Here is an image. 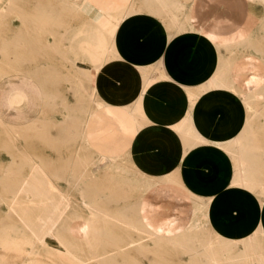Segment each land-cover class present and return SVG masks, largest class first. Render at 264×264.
<instances>
[{"label": "crops", "instance_id": "0c3cea01", "mask_svg": "<svg viewBox=\"0 0 264 264\" xmlns=\"http://www.w3.org/2000/svg\"><path fill=\"white\" fill-rule=\"evenodd\" d=\"M88 3L97 11V18L109 17L119 22L112 46L97 48L94 69L98 102L86 117L82 130L85 149H94L93 153L108 163L118 160L141 181L175 177L184 187L185 195L192 199L187 208L197 207L193 201H207L229 193L240 199L243 206L241 209L235 206L234 223L222 222L215 228L245 236L241 231L253 227V233L259 221L264 232V198L261 206L258 202L262 198L229 187L234 186L231 181L235 176L234 156L229 149L239 137L246 134L250 139L251 132L255 135L253 129H248L249 118H264V0H88ZM253 3L262 7L261 12L252 9ZM33 36H37L35 31ZM50 52L54 54V64L62 62L55 47L33 46L28 51L32 61L0 78V144L5 149L1 152V163L16 179L24 171L25 151L37 166L48 160L59 168L65 164L63 158H52L42 149L36 142L38 136H32L28 142L19 134L42 118L47 89L70 99L57 83L64 77L71 82L69 91L73 100L80 96L82 109L83 97L88 98L86 76L70 63L64 60L60 63L68 68L64 73L60 70L62 66H53L51 62L40 66L39 55ZM23 53L21 49L16 52ZM253 54L262 58L259 67L253 65ZM152 90L156 94L151 95ZM84 105L87 106L85 101ZM248 106L253 112L250 117ZM49 119L61 120L62 116L50 114ZM8 131L13 134L11 139ZM57 134L53 129L50 136ZM5 154L8 162H4ZM83 156L86 161L89 153ZM215 168L220 170V178L215 176ZM61 180L58 184L63 186ZM146 192H155L157 197L168 195L166 191L162 195L161 190ZM205 222L195 228L203 233L201 244L211 241V236L202 232L209 229ZM236 223L241 226L235 227ZM165 226L166 223H160L161 228ZM162 244L169 242L162 240ZM224 264H229L228 258Z\"/></svg>", "mask_w": 264, "mask_h": 264}, {"label": "rangeland", "instance_id": "374dc122", "mask_svg": "<svg viewBox=\"0 0 264 264\" xmlns=\"http://www.w3.org/2000/svg\"><path fill=\"white\" fill-rule=\"evenodd\" d=\"M7 2L8 0H0V7L5 8ZM88 4V0H71V3L66 0H14V5L11 10H5V12L0 11V78L8 71L18 70L20 68H18V66L22 67L23 63L32 61L30 60L32 58L31 54H28V51L32 49L33 46L45 48L58 46L60 51H58V48L56 51L59 53L62 52L58 55L62 58V62L64 60L67 63H70L74 69L76 68L78 71H81V75L86 76L89 84L88 98L83 97L82 109L80 96L73 100L74 96L71 95L69 91L71 82L66 81L64 77H62V80L58 82L56 81L58 86L61 87L63 91H66V94L70 97V99L60 97L54 90L49 91V89H47L46 98H48V100L46 101L42 118L38 120L39 122L37 121L36 123L25 127L23 130L24 134L19 133L20 136L24 135L25 141L28 142L32 140V136H38V140H36V142L43 147L42 149H44L45 152H47V154L52 158L57 160H59V157L63 158L62 160L65 164L61 167L62 169L56 164L51 163L49 160L40 165V167L44 169L45 174L52 177L50 180L52 191H50V189L49 193L45 195L39 191L35 193L28 192L24 194L23 199L21 200L22 193L17 190H12L13 194L8 197L5 195V186L0 182V195H2L0 196V264H202L201 262L204 260L203 256L189 253L184 246L172 244L175 243V240L170 243L171 240L169 241L167 237H164L165 239L152 237L148 231L139 226L140 220L142 221L143 219H145V222L150 225L164 223L167 217H179L182 214V209H186V206L192 205V199L185 195L183 192L184 187L175 177L171 176L168 179L162 178L146 180L151 183L152 187H159L158 190L163 191L162 195H165L164 191L168 194L163 197L159 194L157 197L155 192L149 193L141 188L138 189L135 184H124L119 187L118 183L120 182L116 179H112V176H110L109 173L103 172L96 175L92 170V164L90 165L91 167L89 168L88 166L89 169H87L88 162H91V160L97 156L93 153L94 149H85V140L82 134L86 117L92 111V107L98 102V97L95 93V84L93 83L95 80L92 79L91 75H96L94 68L97 66V48L106 45L112 46L116 26L119 22V19L112 21L109 17L97 18V11L91 9ZM251 7L252 9H256L260 12L262 10V7L257 6L255 3L251 4ZM187 9L185 12L188 11ZM21 15L25 17L26 24H24ZM182 15L183 14H179V17ZM41 17L43 20H40ZM45 17L47 20L44 19ZM237 18H240L238 12ZM45 20L46 22H44ZM34 31L37 36H33ZM38 33H40V35H38ZM50 33H52V35ZM54 34H56V37L52 40V36H55ZM83 34H85V36L87 35L85 39ZM94 34H96V37ZM65 35L68 38H65ZM93 36L94 39H96L95 41ZM82 37L83 39H81ZM21 38H23L26 42L29 40L30 42H28L29 44L31 43V45H28L27 43L23 46L18 45V43H11V40L14 42L15 39L19 41ZM80 40L82 42L87 40L89 47L91 45V47L95 48H90L96 55L95 56L93 54V57L95 58L93 59L94 61H92V57L90 58L86 54ZM127 40L129 41V39ZM93 42L95 43L93 44ZM54 44L55 46H53ZM19 49L24 52L22 55L16 54ZM45 51H47V49ZM58 56L57 61H60V57ZM53 57L54 54H52V52H50V54H44L43 56L39 55L38 62L41 67L49 65L48 62H51L53 66H62L60 64L62 62H56V64H54L55 62ZM20 58H24L25 60ZM49 58L51 60H49ZM262 64V58H260L257 54H253V65L259 67ZM88 66H90V68H87ZM60 70L64 73L67 72L68 68L62 66ZM155 70L156 69H153V72H155ZM161 89L165 90L162 87ZM149 93L151 95L156 94L155 90H152ZM63 101L66 106L69 103L71 107L68 108L64 106ZM84 101L87 103V106L84 105ZM75 102L78 103V105H76ZM186 104V101L182 102V105L185 106ZM78 108L80 109L78 110ZM248 109L250 117L251 114L253 115V112L250 110L249 106ZM70 110L72 111L70 112ZM65 112H67V116L72 115L71 117L76 119L75 121L73 120L74 122L72 128L66 126V129L63 128L57 130L47 124V121L49 120L62 122L64 118H67V116H65ZM50 114L53 117H55V115L62 116V119H49ZM43 118L46 119L45 122L43 121ZM1 124L2 123L0 121V126ZM248 125V129H253L255 131V135L260 138V143L262 145L257 143V138L252 132L250 133L252 136L250 139L245 134L243 137L245 138L243 141L244 145H247L248 149L251 145L249 151H247V149L246 152L252 157H246L247 159H244L246 162L247 160L249 161L247 163H251L249 166L246 165L247 169H250L248 176L245 177L246 179L248 177V181L244 179V182H240V179L238 180L234 176V179H236L234 183V179L232 181L234 186L229 187L247 191L252 195H256V199L262 198V200L258 202V204L262 206L264 198V118H249ZM53 129H56L58 134L50 136L51 130ZM8 135L9 139L13 137V134L9 131ZM19 141L22 142V140ZM82 147L84 148L83 150L81 149ZM232 149L235 150V148ZM233 150L230 149L232 154L237 152V149L235 151ZM1 152L4 153L5 149L3 150L0 144V179L2 178V173L5 168L1 163ZM85 152L89 153V157L91 155V157L86 161H84L85 156H83ZM257 153L260 154L258 155ZM6 155L7 154L4 155V162L9 161V158L6 157ZM24 157H26L25 159L28 158V160H31L29 153L26 151L24 153ZM235 158L236 157L234 156V162L236 163L237 158ZM104 160L98 162L100 166H103ZM114 161L121 164L118 160ZM120 166H122V164ZM71 167L75 169L73 171L74 173L76 172L75 174H77V176L82 173L81 177L83 178V182L86 183L87 186L89 185L88 190L90 189V196L95 200V203L99 201L97 202L96 208L92 210H97L98 214H104V217L106 216V220L108 219V221L100 220L98 218V221H96L95 219L94 226L96 228L94 229V232L102 233L104 230V237L107 239L94 237L92 236L94 235L93 233H90V236L87 235L89 237L88 239L85 238L86 236H82V238L78 236L76 237V235L80 234V232L82 234L79 227L87 224L89 210L78 204L80 200L78 192L68 188L65 179L63 178ZM232 169V173H235L236 165H234ZM205 171L211 172L209 168H205ZM215 171V176L220 178V170L215 168ZM23 173H33L36 177L41 179L43 178L42 173L30 168L25 162ZM61 174L62 176H60ZM61 178L63 180H61L60 183L63 184V186L58 184V181ZM249 178L251 179L250 182ZM237 181L239 187L235 186ZM248 182L249 184H252V187L249 184L248 185L250 187L247 186ZM242 184L245 186L243 189L241 188ZM153 190H155V188ZM228 194L229 193H224L223 196L215 199H209L207 201H193L197 204V207L193 208L196 209L193 215L198 218V223L196 222L198 226L191 229L189 228L190 231L189 229H185L184 233L191 235L198 232L200 234L201 231H198L195 228H198L199 226L202 227L201 223L207 221L204 226L209 229L202 230V232L208 233L211 236V241H209L210 244L209 242H207V244H202L206 248L202 245L201 247L209 252V257L214 255L213 257L217 258L219 264H224V262L226 263L227 258L229 260V264H240V262L241 264H251L256 259V261H259V258L263 260L264 232L260 227L259 221L257 226L254 228L253 233V227L248 229L244 228L241 231V233L245 234V236H241L235 231L220 232L215 228L216 225L222 222L231 225L236 220L234 214L236 213L237 207L235 206L237 205H235L233 200L234 197H231V195ZM150 195L153 196L150 197ZM103 200L107 203H104ZM58 203L61 204L58 205ZM208 203H213L217 206L215 212L218 211V215H210L209 217L205 216L207 215V213L204 212L206 208H200V205H207ZM6 207L8 208L3 209ZM239 208L241 209L240 206ZM58 209L60 210L58 211ZM124 211H126V213L128 212L126 214L129 216L128 220L124 219ZM215 212L211 213L214 214ZM198 215H202V217H198ZM48 216L62 218L63 220L61 221L62 224H60V228L55 231H58V235L63 233H70L71 235L75 234L74 239L71 240L76 242H73L71 245H57L56 242L47 240L48 242L45 241L44 243L39 236V231L46 223L45 219ZM224 216L227 217V219ZM23 225L26 226V228ZM66 226L67 229H63L66 228ZM240 226L241 225L238 223L235 224V227L237 228ZM105 230H107L109 234ZM55 231H53V234L56 233ZM198 233L197 237L199 235ZM251 233L253 234V242L256 246L254 248L260 251V257L250 253L249 250L252 248L251 245L249 246L251 248L247 249V252L246 249H244L248 248V243H250V239L248 237ZM202 236L203 233H201L199 239H190V237H186V239L188 238L189 240L200 242ZM205 239L207 241L209 237ZM220 239L222 244H226L227 241H229V244L232 243V246H229L228 244H220ZM162 240H167L169 244H162ZM204 241L205 240L203 238V242ZM245 242L248 243L246 244ZM57 249L60 250L58 251ZM214 249L216 251H214ZM222 249L225 250L223 251ZM64 250L68 251L65 252ZM217 250H220V252H217ZM33 251L35 253H33ZM255 256H257V258Z\"/></svg>", "mask_w": 264, "mask_h": 264}, {"label": "bare ground", "instance_id": "6f19581e", "mask_svg": "<svg viewBox=\"0 0 264 264\" xmlns=\"http://www.w3.org/2000/svg\"><path fill=\"white\" fill-rule=\"evenodd\" d=\"M66 1H68V2H70L71 3V0H66ZM160 1V0H159ZM14 5V0H8V2H7V4H6V7L5 8H1L0 7V11H4L5 12V10H11L12 9V6ZM165 7V6H164ZM163 8V7H162ZM168 8V7H167ZM165 9V12L167 11L166 10V8H164ZM170 10V9H169ZM69 11V10H68ZM71 11V10H70ZM171 12V11H170ZM166 13H168V12H166ZM45 14H46V12H45ZM169 14H171V13H169ZM173 14V13H172ZM22 16V15H21ZM174 16V15H173ZM44 19H46V17L44 18ZM174 19H176V18H174ZM22 20H23V22H24V24H26V20H25V17L24 16H22ZM40 20H43L42 19V17H41V19ZM47 20V19H46ZM46 20L44 21V22H46ZM172 21H174L173 19H172ZM175 22V21H174ZM45 24H48V23H45ZM177 24V23H176ZM90 25V24H89ZM46 26V25H45ZM94 28V27H93ZM97 28V27H96ZM98 30V29H97ZM87 33V32H86ZM85 33V34H86ZM94 33V32H93ZM24 34V33H23ZM85 34H83L84 35V39H85V37L87 36H85ZM26 35V34H25ZM96 34H94V36H95ZM64 36V35H63ZM70 36V35H69ZM94 36H93V39H94ZM67 36L65 35V38H66ZM96 37V36H95ZM64 38V37H63ZM64 38V39H65ZM68 38V37H67ZM90 38H92V37H90ZM26 39V38H25ZM81 39H83V37L81 38ZM63 40V39H62ZM90 40V39H89ZM96 39H94V41H95ZM8 41V40H7ZM29 41V40H28ZM26 42L23 38H21L19 41L18 40H16L15 39V41L13 42V40H11V43H13V44H15V43H18V45H26L27 43H28V45H31V43L29 44V42ZM81 41V40H80ZM82 42V41H81ZM92 42V41H91ZM96 42H98V41H96ZM71 43V42H70ZM77 43H78V40H77ZM80 43V42H79ZM95 42H93V44H94ZM92 44V43H91ZM27 45V46H28ZM75 45H76V42H75ZM81 45H83L82 47H84V51H86V54L91 58L92 57V61H94L93 59H95L94 57H93V50H91L90 48H94V47H91V45H90V47H89V44H88V41L87 40H85V41H83L82 42V44ZM81 45H79V46H81ZM27 46H25V47H27ZM53 46H55V44L53 45ZM78 46V45H77ZM21 47V46H20ZM51 47V46H50ZM81 47V48H82ZM96 47V46H95ZM24 48V47H23ZM55 50H57V48H58V46H55ZM59 49V48H58ZM95 49V48H94ZM58 51H60V49L58 50ZM95 52V51H94ZM60 54H61V52H60ZM95 55V54H94ZM96 56V55H95ZM88 57V58H89ZM97 57V56H96ZM89 58V59H90ZM20 59H24V58H20ZM25 60V59H24ZM27 60V59H26ZM30 60H32V59H30ZM91 60V59H90ZM86 75V74H85ZM87 76H90V75H87ZM95 76L96 75H91V77H92V79L93 80H95ZM218 77V76H217ZM213 78V77H212ZM216 81V80H215ZM214 81V82H215ZM94 84H95V81L93 82ZM211 83H212V81H211ZM210 83V84H211ZM212 86H213V84H212ZM216 87V86H215ZM214 88H212V90H213ZM43 94H44V92H42ZM264 97V96H263ZM53 99H56V98H53ZM47 100H48V98H47ZM73 102V101H72ZM72 102H70V103H72ZM76 103V102H75ZM56 104H57V102H56ZM63 104H64V101H63ZM73 105H74V103H73ZM72 105V106H73ZM56 106H58V105H56ZM64 106H66L65 104H64ZM66 107H71V105L68 103L67 104V106ZM75 108V107H74ZM73 109V108H72ZM80 108H78V110H79ZM76 110V109H75ZM72 110H70V112H71ZM72 115H68L67 116V118H64V120L62 121V122H58V121H55V120H49V121H47V124L48 125H50V126H52V128H56L57 130H59V129H63V128H67L66 126H69V127H71L72 128V125H73V122L76 120V119H73L72 117H71ZM74 120V121H73ZM39 122V121H38ZM43 122V121H42ZM41 122V123H42ZM42 124H44V123H42ZM46 124V123H45ZM77 124V123H76ZM77 126V125H76ZM244 139L245 138H243V137H239L237 140H236V142L234 143V145H233V148H235V150L237 149V152L236 153H234V154H232V155H234L236 158H237V162L235 163V165H236V172H235V178H237L238 180L240 179V182H242L244 179L245 180H247L248 179V177H247V179L245 178L246 176H248V174H249V170L247 169V167H246V165H250L251 163H247V162H249L248 160H247V162L244 160L246 157H251V156H249L248 155V153L246 152V150L248 149V146L247 145H244ZM247 139V138H246ZM231 143V142H230ZM232 144H233V142H232ZM230 147V146H229ZM250 147H251V145L249 146V149H250ZM253 148V147H252ZM252 148H251V150H252ZM231 149V148H230ZM230 149H229V151H230ZM249 149L247 150V151H249ZM254 149V148H253ZM185 150H186V148H185ZM231 150H233V149H231ZM235 150H233V151H235ZM255 151V150H254ZM263 152V151H262ZM261 152V153H262ZM255 154V153H254ZM258 154V153H257ZM256 154V155H257ZM260 154V153H259ZM258 154V155H259ZM257 155V156H258ZM253 156V155H252ZM16 157V156H15ZM90 157H91V155H90ZM89 157V158H90ZM254 157H255V155H254ZM26 157H24V159H23V161L26 163V164H28L29 165V167L30 168H32V169H35L36 171H38L39 173H42L43 174V178L41 179V178H38V177H36L33 173L32 174H25V173H23V174H19V177L17 178V179H19L18 180V182H17V179L15 178V176L13 177V175H11V171L9 170V169H7L6 167L4 168V170H3V175H2V178L0 179V182L5 186V188H6V193H5V195L6 196H8L9 197V195H12L13 193H12V190H17L18 192H21L22 193V195H21V200L23 199V196H24V194H26V193H28V192H31V193H35V192H40V193H42V194H47V193H49V190L51 189V184H50V180H51V178L52 177H49V176H47L46 174H45V171H44V169L43 168H41L39 165L37 166V165H34V163L31 161V160H28V158L27 159H25ZM235 158V159H236ZM252 158V157H251ZM247 159V158H246ZM104 159L103 158H101V157H98V156H96V157H94L92 160H91V162H88V165H87V169H89L91 166V164L93 165V167H92V170H93V172L97 175V174H99V173H105V172H107V173H109V175L110 176H112V179H116V180H118V182H120V183H118V186L119 187H121L122 185H133V184H135L136 185V188H138V189H143L144 191L146 190H153L154 188H155V190H158V188L159 187H152L151 186V183H149L148 181H146V180H148V179H143V181L144 182H142L140 179L141 178H139V177H136V175H134V174H131L130 172H129V170H127L126 168H123L122 166H120L121 164H119V163H117V162H115L114 160H111L109 163L107 162V159H105L104 160V164H103V166H100L99 165V161H103ZM255 162V161H254ZM254 164V163H253ZM88 166H89V168H88ZM105 166V167H104ZM73 167V166H72ZM70 168L69 170H68V172H67V174L63 177L64 179H65V182H66V184H67V187L68 188H70V189H73V190H75L76 192H78V195H79V197H80V200H79V205L80 206H82V207H84V208H87L88 210H89V215H88V219H87V224H85L84 226H81V227H79L80 228V230L82 231V234H81V232H80V234H78V235H76V237L78 236V237H81L82 238V236H86L85 238H89L88 236H90V233L92 234H94V235H92V236H94V237H99V238H105L104 237V233H103V231H102V233L101 232H99L98 230V232L99 233H95L94 232V229L96 228L95 226H94V220L96 219V221H98L97 220V218L98 219H100V220H104V221H108V219L106 220V216L104 217V214H98V212H97V210H92V209H94V208H96V205H97V202H99V201H97L96 203H95V200L90 196L91 194L89 193V190H88V186H87V184L86 183H84L83 182V178L81 177L82 175V173H80L79 174V176H77V174H75L74 173V171L73 170H75L74 168ZM106 168H108V169H106ZM250 168V167H249ZM31 170V169H30ZM101 170V171H100ZM251 173H253V172H251ZM144 175V174H143ZM250 177V176H249ZM251 178V177H250ZM249 178V179H250ZM253 179V178H252ZM85 180H86V178H85ZM236 181V179H234V181H233V183ZM248 181V180H247ZM251 181V179L249 180V182ZM139 182H142V183H139ZM232 182V181H231ZM244 182V181H243ZM249 182L247 183V186L248 187H250L252 184L250 183L249 184ZM0 183V184H1ZM232 183V184H233ZM250 186H249V185ZM234 185V184H233ZM235 185H239L238 184V181H237V183L235 184ZM244 186V184H242V186L241 187H243ZM3 187V186H2ZM245 187V186H244ZM252 187V186H251ZM4 188V187H3ZM4 188V189H5ZM91 188V187H90ZM50 191H52V189L50 190ZM4 192V191H3ZM229 195V194H228ZM0 196H2V195H0ZM7 197V198H8ZM100 197H101V195H100ZM234 200V202H235V205H237V206H240V207H242L243 206V202L240 200V199H237V198H234L233 199ZM103 202L104 203H107L106 201H104L103 200ZM36 203V202H35ZM62 203V202H61ZM61 203H58V205L59 204H61ZM53 205V204H52ZM231 205H232V203H231ZM54 206V205H53ZM216 205L215 204H211L209 207H207L206 208V210L204 211V212H215L216 211ZM60 209H58V211H59ZM126 210V209H125ZM195 210L196 209H193V208H184V209H182V214L179 216V217H167L166 218V220L164 221V223H166L167 224V226H165V227H163V228H161L160 226H158V225H160V224H157V225H155V224H152V225H150V224H148V223H146L145 222V219H143L142 221L140 220V224H139V226L141 227V228H143L144 230H146V231H148L149 232V234H151L150 236H152V237H156V238H163V239H165L164 237H167L168 238V240L170 241V243H172L173 242V240H175V243H181V244H186V245H183L184 247H186V249H187V251L189 252V253H192V254H199L200 256H203L204 257V262L202 261L201 263L203 264H219V262H218V260H217V258H214L213 256L212 257H209V252L206 250V249H203L202 247H201V243L200 242H198V241H194V240H189L188 238L186 239V237H190V239L191 238H197V239H199V236L201 235V233L199 234L198 232V237H197V233H195L196 234V236H195V234H185L184 233V230L185 229H189L190 227H197L198 225H197V219L198 218H196L193 214H194V212H195ZM100 211V210H99ZM101 212V211H100ZM197 212V211H196ZM128 213V212H127ZM126 211H124L123 212V215H124V219L126 220H128L129 219V216H127L126 214ZM212 216V215H218V211L217 212H215L214 214L213 213H208L207 215H205L206 217L208 216ZM198 217H202V215H198ZM63 219L62 218H57V217H53V216H48L46 219H45V221H46V223L42 226V228H41V230L39 231V236L41 237V239L43 240V242L45 243V241L46 242H48L47 240H52V242H56L57 243V245L59 244H63V245H71L73 242H76V241H74V240H71V239H74V237H75V234H73V235H71L70 233H63V234H61V235H58V231L56 232L55 230H57V229H59L60 228V224H62L61 223V221H62ZM197 222V223H196ZM135 224H137V223H135ZM64 225V224H63ZM138 225V224H137ZM24 226V225H23ZM62 226V225H61ZM65 226V225H64ZM63 226V227H64ZM21 228H23L22 226H20ZM19 227V228H20ZM25 228H26V226H24ZM63 227H61V228H63ZM200 227V226H199ZM100 228V227H99ZM102 228V227H101ZM29 229V228H28ZM63 229H67V226H66V228H63ZM106 229H107V227H106ZM197 229V228H196ZM108 230V229H107ZM107 230H105L106 232H108ZM175 230V231H174ZM195 230V229H194ZM53 231H55L56 233V235L55 234H53ZM60 231V230H59ZM101 231V230H100ZM151 231V232H150ZM189 231H190V229H189ZM191 231H193V230H191ZM105 232V233H106ZM187 232V231H186ZM256 233V232H255ZM108 234H109V232H108ZM107 234V235H108ZM88 235V236H87ZM73 236V237H72ZM39 237V238H40ZM111 237V236H110ZM84 238V237H83ZM249 239H250V243H248V248H244V249H246V252L248 251L247 249H250L251 247H249L250 245L252 246V248L249 250L250 251V253H252V255L254 254V255H258L259 257H260V251H258V250H256L254 247H256L255 245H254V242H253V234H251V235H249V237H248ZM105 239H107V238H105ZM179 240V241H178ZM109 241V240H108ZM177 241V242H176ZM200 241V240H199ZM79 242H81V241H79ZM216 242V241H215ZM224 242V241H223ZM55 243V244H56ZM195 244L194 246L193 245H189V244ZM218 243H219V241H218ZM246 243V242H245ZM246 243V244H247ZM207 244V243H206ZM209 244H210V242H209ZM214 244V243H213ZM212 244V245H213ZM220 244H222L221 243V239H220ZM220 244H219V246H220ZM223 244H225V243H223ZM222 244V245H223ZM231 245V244H229V241H227V243L225 244V245ZM259 244V243H258ZM91 245V244H90ZM216 245H217V243H216ZM221 245V246H222ZM202 246H204V245H202ZM207 246V245H206ZM232 246V245H231ZM74 247V246H73ZM205 247V246H204ZM247 247V246H246ZM59 248V247H58ZM62 248V247H61ZM206 248V247H205ZM208 248V247H207ZM209 248H210V246H209ZM221 248H223V247H221ZM63 249V248H62ZM58 250V249H57ZM60 250V249H59ZM58 250V251H59ZM212 250V249H211ZM210 250V251H211ZM223 250V249H222ZM225 250V249H224ZM223 250V251H224ZM65 252H67L68 250H64ZM214 251H216L215 249H214ZM220 252V250H217V252ZM222 251V252H223ZM213 252V251H212ZM221 252V253H222ZM231 252V251H230ZM28 253V252H27ZM30 253V252H29ZM31 253H32V251H31ZM33 253H35L34 251H33ZM225 253V252H224ZM249 253V252H248ZM208 254V255H207ZM245 254H247V253H245ZM210 255H211V253H210ZM251 255V256H252ZM256 258H257V256H255ZM237 258V257H236ZM255 258V259H256ZM239 259V258H238ZM74 260V259H73ZM233 260H234V258H233ZM252 260V259H251ZM253 260H254V258H253ZM252 260V261H253ZM257 260V259H256ZM256 260H254L251 264H264V259L262 260V259H260L259 258V261H256ZM239 261H240V259H239ZM256 261V262H255ZM111 264H117V263H111ZM200 264V263H199ZM240 264H241V262H240Z\"/></svg>", "mask_w": 264, "mask_h": 264}]
</instances>
